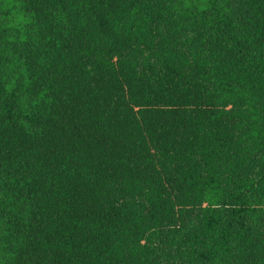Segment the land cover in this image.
Instances as JSON below:
<instances>
[{
	"label": "trees",
	"instance_id": "16d2710c",
	"mask_svg": "<svg viewBox=\"0 0 264 264\" xmlns=\"http://www.w3.org/2000/svg\"><path fill=\"white\" fill-rule=\"evenodd\" d=\"M0 264H264V0H0Z\"/></svg>",
	"mask_w": 264,
	"mask_h": 264
}]
</instances>
